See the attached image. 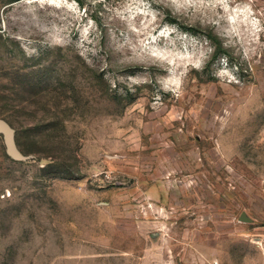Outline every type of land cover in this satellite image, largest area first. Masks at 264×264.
I'll use <instances>...</instances> for the list:
<instances>
[{
  "label": "rangeland",
  "instance_id": "374dc122",
  "mask_svg": "<svg viewBox=\"0 0 264 264\" xmlns=\"http://www.w3.org/2000/svg\"><path fill=\"white\" fill-rule=\"evenodd\" d=\"M0 119V264H264V0H0Z\"/></svg>",
  "mask_w": 264,
  "mask_h": 264
},
{
  "label": "water",
  "instance_id": "95a60500",
  "mask_svg": "<svg viewBox=\"0 0 264 264\" xmlns=\"http://www.w3.org/2000/svg\"><path fill=\"white\" fill-rule=\"evenodd\" d=\"M0 136L3 139L6 155L16 162L29 160L31 157L24 155L17 146L15 138V129L4 119H0ZM239 221L244 223H252L253 221L242 213Z\"/></svg>",
  "mask_w": 264,
  "mask_h": 264
},
{
  "label": "trees",
  "instance_id": "16d2710c",
  "mask_svg": "<svg viewBox=\"0 0 264 264\" xmlns=\"http://www.w3.org/2000/svg\"><path fill=\"white\" fill-rule=\"evenodd\" d=\"M15 1H18V0H15ZM167 21H168V23H170V24H178L176 21H175V19H172L171 17H169V19H167ZM23 135H22V133L21 132H18L17 131V133H16V143H17V146L19 147V148H21L22 150V153L23 154H31V151H29V150H27L25 147H24V140H23Z\"/></svg>",
  "mask_w": 264,
  "mask_h": 264
}]
</instances>
